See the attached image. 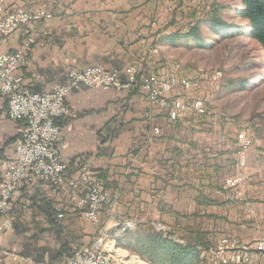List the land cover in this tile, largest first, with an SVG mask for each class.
Segmentation results:
<instances>
[{
    "label": "crops",
    "instance_id": "obj_1",
    "mask_svg": "<svg viewBox=\"0 0 264 264\" xmlns=\"http://www.w3.org/2000/svg\"><path fill=\"white\" fill-rule=\"evenodd\" d=\"M185 1L190 0H7V11L16 5L44 3L53 14L45 23L49 36L36 39L17 73L32 92L63 82L70 67L92 64L123 70L128 64L144 62L145 71L162 75L152 66L151 56L166 44L154 48L153 42L161 34L177 32L171 30L172 16H167ZM23 40L24 33L18 30L0 40V51H13ZM66 102L72 114L59 121L60 153L69 161L70 173L80 163L95 171L112 190L119 214L168 224L194 222L205 214L216 218L201 207L209 205L205 202L227 203L211 201L208 194L216 191L217 169L203 172L191 164L200 141L191 133L179 135L195 127L191 118L169 120L168 109L151 107L139 87L124 91L81 87ZM7 108V100L0 97V161L12 152L23 128V121L8 118ZM155 127L158 134L153 132ZM206 178L209 190L203 184ZM49 192L52 200L64 199L61 192ZM68 205L72 206L65 199L64 206ZM122 207L127 212L120 211ZM10 236V232L3 235L0 244Z\"/></svg>",
    "mask_w": 264,
    "mask_h": 264
},
{
    "label": "rangeland",
    "instance_id": "obj_2",
    "mask_svg": "<svg viewBox=\"0 0 264 264\" xmlns=\"http://www.w3.org/2000/svg\"><path fill=\"white\" fill-rule=\"evenodd\" d=\"M239 6V0H195L193 2L190 0L185 1V5L181 9H178L176 5L173 14L167 17L172 16L170 24L174 26L171 30L178 29L177 31L186 32L196 22H201L199 25L201 32L211 36L212 32L204 20L214 12L226 22L242 26L247 24L246 19L235 15V8ZM16 7H24L28 10L43 8L52 14L49 6L44 3L32 7L16 5L14 8ZM48 21L42 22L41 27L38 26L41 31L46 33L44 35L46 38L49 36V28L45 24ZM164 35L161 34L153 42V47L154 44L161 43L158 42V39ZM31 46L28 47L26 55ZM153 47L151 48L153 49ZM154 50L156 51L151 56L152 66H156V69L163 73L161 76L176 75L186 77L191 82L192 87L189 92H183L181 88H176L172 96L201 98L204 101L205 114L198 116L192 111L184 114L185 118L193 120L195 127L186 134L179 133V135L185 136L191 133L199 139V147L196 149V146L194 149L197 157L191 164H193V168L203 172L217 169L215 174L216 191L209 190L207 178L203 184L205 189L209 190L211 201L227 200V203L210 204L207 201L205 203L209 205L201 206L203 209L207 208L211 211V214L217 215L216 218L214 215L207 216L205 214L194 222L168 224L160 220L142 221L137 216L127 215L128 213L126 215L119 214L112 190L95 174L104 189L111 193L113 202L112 207L102 211L98 222L93 224L69 200V192L64 188L52 189L56 193L61 192L60 194L64 195V199L58 201L50 199L49 191L52 190L27 191L23 189L20 192V201L28 202L29 206L23 210L22 203L16 205L12 216L8 218L11 221V227L5 230L0 238L8 232L11 233V236L0 244V264H39L41 262L62 264L74 252L92 245L98 239L102 240L103 245H109V248L112 246L106 250L107 254L108 252L111 254L107 255L106 264H151L132 251L118 246L116 241L127 231H132L143 224L149 225L156 231L169 234L179 244L191 241L199 233L206 246L200 251L201 264H210L214 255L208 252L217 247L222 238H234L239 243H252L258 239H264L263 50L254 40L244 35H234L222 39L210 48H196L193 45L187 47L183 43H179L176 46L161 45ZM92 65L102 66L106 69H118L117 67L107 68L101 64ZM127 66L137 67L141 74L160 75L150 70L145 71L144 62L131 63ZM70 69L77 68H68L65 72V80L67 71ZM243 79H247L250 84H246L244 88L240 89L239 83ZM65 80L54 82L52 86L64 83ZM244 139L250 140V145L246 149H243L241 144ZM185 161L189 163L187 158ZM83 164L80 163L75 172L70 174H75ZM234 178L239 179L238 187H229L226 181ZM34 194L45 197L49 201L54 211L51 215L52 223L48 221L44 213L33 206L32 197L35 196ZM65 199L72 204V208L69 205L64 206ZM121 210L125 211L126 209L122 207ZM200 210L198 212L204 211ZM60 213L62 216L58 217ZM123 226L130 228L125 229L114 240L111 235L106 237L114 229L118 230ZM63 245L64 247L61 249ZM63 249L65 251H62ZM28 258L31 260L30 262L27 261ZM251 264H264V253L252 255Z\"/></svg>",
    "mask_w": 264,
    "mask_h": 264
},
{
    "label": "built area",
    "instance_id": "obj_3",
    "mask_svg": "<svg viewBox=\"0 0 264 264\" xmlns=\"http://www.w3.org/2000/svg\"><path fill=\"white\" fill-rule=\"evenodd\" d=\"M5 2L0 0V40L18 30L23 31L24 40L14 51H0V97L7 100L8 118L23 121V128L12 152L0 161V236L11 227L8 218L12 216L16 205L22 203L23 210L29 206L28 202L20 201L23 189L45 191L64 188L69 192V200L82 211L83 216L96 224L100 213L112 207V196L96 179V173L90 166L83 164L71 175L69 161L60 153V127L55 120L72 114L66 102L67 97L81 87L116 91L139 87L151 107L168 109L171 121L188 111L198 116L204 115V101L201 98L172 96L176 88H181L183 92L190 91L192 85L188 78L141 74L135 66H127L123 71L98 65L70 69L64 83L54 84L46 91L32 92L17 71L28 47L41 34H46L38 26L50 20L52 14L43 8L28 10L16 7L7 11ZM121 75L125 79H121ZM153 132L156 134L159 129L155 127ZM241 144L246 149L250 140L244 139ZM226 183L229 187H238L239 179H228ZM61 216V213L58 214V217ZM112 219L115 221L113 216ZM125 226L114 229L106 237L111 235L113 239L115 234L129 228ZM101 241L98 239L92 245L80 248L62 264H106L107 255ZM208 253L214 255L210 264H251L252 255L264 253V239L239 243L234 238H222L218 246ZM27 261L31 260L28 258Z\"/></svg>",
    "mask_w": 264,
    "mask_h": 264
},
{
    "label": "trees",
    "instance_id": "obj_4",
    "mask_svg": "<svg viewBox=\"0 0 264 264\" xmlns=\"http://www.w3.org/2000/svg\"><path fill=\"white\" fill-rule=\"evenodd\" d=\"M239 1L240 6L235 8V15L247 20L245 26L226 22L214 12L204 20L212 32L211 36L204 35L199 27L201 22H196L188 31H177L161 36L158 42L172 46L183 43L187 47L193 45L196 48H210L222 39L234 35H244L254 40L264 52V0ZM246 84H250L247 79L241 80L240 89L244 88ZM60 119L62 118L55 120L57 125H59ZM34 195L32 197L33 206L44 213L48 221L52 223L51 215L54 211L49 201L38 194ZM116 241L118 246L132 251L151 264H201L200 251L206 247L199 233L191 241L179 244L169 234L156 231L147 224L139 225L136 229L127 231ZM63 247L64 245L61 249Z\"/></svg>",
    "mask_w": 264,
    "mask_h": 264
},
{
    "label": "bare ground",
    "instance_id": "obj_5",
    "mask_svg": "<svg viewBox=\"0 0 264 264\" xmlns=\"http://www.w3.org/2000/svg\"><path fill=\"white\" fill-rule=\"evenodd\" d=\"M129 228H130V227H129ZM125 229H127V228H124L123 230H121V233H117V234H115V235L113 236V240L116 239L118 236H120V235L123 233V231H124ZM109 244H111V243H109ZM112 244H113V243H112ZM112 244H111V245H112ZM110 248H112V246H111ZM110 248H109V245H107V246L104 245V253H105V255H111V254H109V252H108V254H107V252H106V250H107V249H110ZM109 251H110V250H109ZM136 262H137V261H136Z\"/></svg>",
    "mask_w": 264,
    "mask_h": 264
}]
</instances>
